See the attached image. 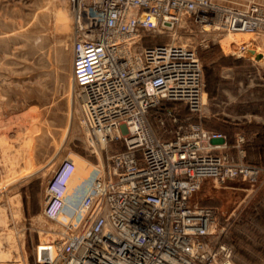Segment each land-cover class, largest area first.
I'll list each match as a JSON object with an SVG mask.
<instances>
[{"label": "built area", "instance_id": "2783aa9c", "mask_svg": "<svg viewBox=\"0 0 264 264\" xmlns=\"http://www.w3.org/2000/svg\"><path fill=\"white\" fill-rule=\"evenodd\" d=\"M74 24L72 82L92 146L123 143L108 168L67 200L77 165L61 162L48 182L43 214L62 224L58 240L37 247L38 264H231L214 247L216 212L192 206L205 178L257 181L261 169L214 154L226 137L200 126L163 140L149 114L164 103L203 106L204 68L187 45L146 46L192 20L204 31L260 36L264 3L224 0H68ZM102 140V141H101ZM222 145H213V141ZM73 211L70 214V211Z\"/></svg>", "mask_w": 264, "mask_h": 264}, {"label": "rangeland", "instance_id": "374dc122", "mask_svg": "<svg viewBox=\"0 0 264 264\" xmlns=\"http://www.w3.org/2000/svg\"><path fill=\"white\" fill-rule=\"evenodd\" d=\"M224 1L245 6L252 0ZM228 34L204 31L188 19L175 32L145 40L146 46L194 49L207 96L198 112L164 103L148 120L163 140L191 126L222 134L227 145L214 154L262 170L255 182L205 178L190 204L215 210L212 245L230 247L231 264H264V155L254 150L261 144L257 134H264V34ZM73 42L68 0H0V250L8 264H38L37 247L60 238L62 224L43 210L48 182L62 161L77 164L67 200L78 203L80 188L125 149L111 143L99 154L90 143L72 82ZM245 42L249 49L238 52ZM208 78L217 81L216 92L208 89Z\"/></svg>", "mask_w": 264, "mask_h": 264}, {"label": "bare ground", "instance_id": "6f19581e", "mask_svg": "<svg viewBox=\"0 0 264 264\" xmlns=\"http://www.w3.org/2000/svg\"><path fill=\"white\" fill-rule=\"evenodd\" d=\"M63 15H65V16H67V18H68V15H66L65 13L63 14ZM235 36V35H239V34H228V36ZM241 35V34H240ZM244 43V42H243ZM229 45V44H228ZM232 46V45H231ZM230 46V47H231ZM228 47V46H227ZM249 49V45H248V43H246L245 42V45L243 44V45H241V46H239V48L237 49V51L238 52H245L246 50H248ZM257 57V56H256ZM257 59L259 60L260 59V57H257ZM72 62H73V60H72ZM207 101V96H206V94H204V102H206ZM102 141V140H101ZM103 147H104V144H103V141L99 144V145H97V144H95V151H97V153H99L100 154V149H103ZM77 165V164H76ZM77 172H78V168H77V170H76V172H75V174H74V176L77 174ZM85 174V173H84ZM74 176H73V178H74ZM73 178L71 179V181H70V184H69V186H71V184H72V181H73ZM7 255H6V253H4L3 251H1L0 250V261H1V263L0 264H8L7 262H5L6 260H7ZM10 258V257H9Z\"/></svg>", "mask_w": 264, "mask_h": 264}, {"label": "trees", "instance_id": "16d2710c", "mask_svg": "<svg viewBox=\"0 0 264 264\" xmlns=\"http://www.w3.org/2000/svg\"><path fill=\"white\" fill-rule=\"evenodd\" d=\"M208 89L210 92H216L217 91V81L216 80H210L208 78ZM264 130V127H263ZM257 139L260 140L261 144L256 145L255 147V152L261 156L264 155V134L258 133L257 134Z\"/></svg>", "mask_w": 264, "mask_h": 264}, {"label": "crops", "instance_id": "0c3cea01", "mask_svg": "<svg viewBox=\"0 0 264 264\" xmlns=\"http://www.w3.org/2000/svg\"><path fill=\"white\" fill-rule=\"evenodd\" d=\"M80 186H81V185H80ZM80 186H79V187H80Z\"/></svg>", "mask_w": 264, "mask_h": 264}]
</instances>
